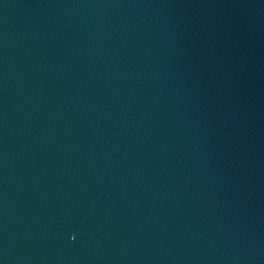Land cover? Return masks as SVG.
<instances>
[{
  "label": "water",
  "instance_id": "water-1",
  "mask_svg": "<svg viewBox=\"0 0 264 264\" xmlns=\"http://www.w3.org/2000/svg\"><path fill=\"white\" fill-rule=\"evenodd\" d=\"M0 264H264V0H0Z\"/></svg>",
  "mask_w": 264,
  "mask_h": 264
}]
</instances>
